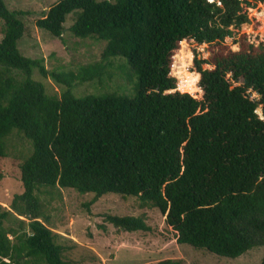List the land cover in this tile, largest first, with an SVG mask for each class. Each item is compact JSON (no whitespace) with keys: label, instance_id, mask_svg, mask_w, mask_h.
Segmentation results:
<instances>
[{"label":"trees","instance_id":"trees-1","mask_svg":"<svg viewBox=\"0 0 264 264\" xmlns=\"http://www.w3.org/2000/svg\"><path fill=\"white\" fill-rule=\"evenodd\" d=\"M258 3L264 0H61L38 30L62 40L75 14V38L107 42L101 62L63 74L20 53L24 13L0 0V160L14 131L32 146L20 165L23 194L10 208L28 232L5 229L11 211L0 206V264H75L39 221L41 188L93 194V201L137 198L158 210L178 245L219 257L264 248V47L244 38L237 52L226 44ZM191 42L210 51L207 60H191L200 95L175 76L179 51ZM116 58L137 77L134 98L73 95ZM35 71L65 86L59 98L46 95ZM106 220L124 232L148 230L140 219Z\"/></svg>","mask_w":264,"mask_h":264},{"label":"rangeland","instance_id":"rangeland-1","mask_svg":"<svg viewBox=\"0 0 264 264\" xmlns=\"http://www.w3.org/2000/svg\"><path fill=\"white\" fill-rule=\"evenodd\" d=\"M59 1L61 0H5L9 11L24 13L21 19L26 33L18 42L20 53L27 58L42 61L49 72L63 74L76 73L81 66L101 62V54L107 42L75 38L69 31L75 22V14L67 17L62 40H55L48 33L37 29L36 22ZM254 6L259 10L257 17L260 19L254 20V32L261 31L264 36V15H259L264 12V4ZM234 32L235 30L226 39L231 51L239 50L238 42L242 38L251 45L245 35ZM2 38L3 22L0 20V42ZM194 55L199 60L209 59V47L197 46L194 42L183 47L178 54L175 76L183 90L200 95L195 73L191 72ZM105 65L104 76L75 85L72 89L73 95L81 98L116 93L134 98L138 80L130 70L127 60L111 59ZM204 68H208V65ZM32 79L42 83L49 97L59 98L66 89L51 77L41 78L37 71ZM6 149L7 157L0 160V206L11 211L15 198L23 194L20 165L32 155V146L23 135L14 131L6 139ZM35 194L40 202L39 221H46L45 225L59 236V243L67 249L65 259L75 264H159L165 261H171V264H261L264 257L262 247L253 248L238 258L230 259L216 256L204 249L180 246L175 241L174 231L165 225L158 210L148 207V204L144 205L134 197L107 194L93 201V194L49 188H41ZM108 216L140 219L148 230L124 232L109 223L106 220ZM27 223L25 218H18L11 211L4 227L9 231L23 233L28 232ZM119 241L126 246L125 249H117Z\"/></svg>","mask_w":264,"mask_h":264},{"label":"built area","instance_id":"built-area-1","mask_svg":"<svg viewBox=\"0 0 264 264\" xmlns=\"http://www.w3.org/2000/svg\"><path fill=\"white\" fill-rule=\"evenodd\" d=\"M259 6H261L264 3H258ZM256 5V4H255ZM259 10L256 9V7L254 5H252L249 9H248V20L249 22L242 25L240 29L235 30V33H241L242 35H245L249 41V43H251V45L253 44V46L255 47H260V46H264V36H262V32H254V20L256 21H260L258 16ZM264 15V12H261L259 15ZM205 45V44H204ZM201 46V45H200Z\"/></svg>","mask_w":264,"mask_h":264},{"label":"crops","instance_id":"crops-1","mask_svg":"<svg viewBox=\"0 0 264 264\" xmlns=\"http://www.w3.org/2000/svg\"><path fill=\"white\" fill-rule=\"evenodd\" d=\"M175 241H176V239H175ZM117 249L118 250H120V249H125L126 248V246H124V244H122V241H119V242H117ZM148 252H150V251H148Z\"/></svg>","mask_w":264,"mask_h":264}]
</instances>
